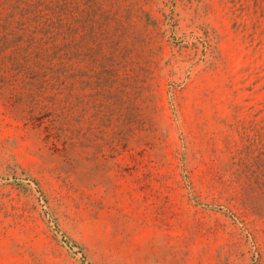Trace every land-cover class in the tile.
I'll list each match as a JSON object with an SVG mask.
<instances>
[{"label": "rangeland", "instance_id": "obj_1", "mask_svg": "<svg viewBox=\"0 0 264 264\" xmlns=\"http://www.w3.org/2000/svg\"><path fill=\"white\" fill-rule=\"evenodd\" d=\"M105 10L57 134L0 90V264H264V0Z\"/></svg>", "mask_w": 264, "mask_h": 264}, {"label": "trees", "instance_id": "obj_2", "mask_svg": "<svg viewBox=\"0 0 264 264\" xmlns=\"http://www.w3.org/2000/svg\"><path fill=\"white\" fill-rule=\"evenodd\" d=\"M108 2L0 0V90L19 86L30 113L47 112L52 122L47 137L59 127L58 98L73 90L78 24L84 38L97 31L107 40L112 16L105 10Z\"/></svg>", "mask_w": 264, "mask_h": 264}]
</instances>
